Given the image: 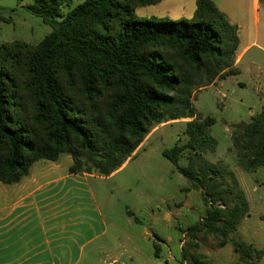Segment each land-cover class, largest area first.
Masks as SVG:
<instances>
[{
    "label": "trees",
    "instance_id": "obj_1",
    "mask_svg": "<svg viewBox=\"0 0 264 264\" xmlns=\"http://www.w3.org/2000/svg\"><path fill=\"white\" fill-rule=\"evenodd\" d=\"M18 1H28L25 8L53 31L36 45L16 40L0 46V183H18L35 163L57 162L63 154L73 159L70 173L108 177L154 128L189 119L188 141L163 155L190 183L187 191H201L209 209L183 232L195 247L201 234L215 236L222 248L231 242L249 216V201L233 171L203 159L217 148L210 132L215 119L198 118L193 100L197 91L239 74L238 26L214 0H196L192 22L137 18V8L164 0ZM0 21L10 22L1 12ZM232 141L239 167L249 174L264 169V105L236 128ZM186 152L189 164L180 167ZM232 245L246 264L263 258L245 241Z\"/></svg>",
    "mask_w": 264,
    "mask_h": 264
},
{
    "label": "rangeland",
    "instance_id": "obj_2",
    "mask_svg": "<svg viewBox=\"0 0 264 264\" xmlns=\"http://www.w3.org/2000/svg\"><path fill=\"white\" fill-rule=\"evenodd\" d=\"M231 23L239 28L241 51L250 49L240 63L239 74L217 80L207 89L197 91L193 105L201 120L215 119L210 132L217 141L214 152L203 159L210 164L227 168L235 173L249 201V216H245L225 247H220L213 235L201 234L196 240L183 232L204 219L209 205L200 190L191 189L190 183L177 166L163 152L176 144L188 141L184 119L161 124L154 128L138 152L125 166L106 179L93 178L95 195L109 226L112 252L102 256L109 264L113 257H123L129 264H246L234 251L232 241H245L264 252V169L249 174L238 165L232 135L241 124H247L261 112L264 105V0L256 22L252 0H214ZM28 1L0 0V12L10 22L0 21V46L12 41L39 44L53 28L29 12ZM81 3L76 1L73 7ZM71 9H66V12ZM196 0H164L155 5L137 8L142 20L192 22ZM254 43V44H253ZM238 71V70H237ZM190 152L182 155L179 166L187 167ZM71 156L61 157V170L71 163ZM230 182V177H227ZM157 238L161 240L160 244ZM155 243L162 251L155 255ZM188 257L183 259V252ZM133 258L134 260H132ZM258 264H264V255Z\"/></svg>",
    "mask_w": 264,
    "mask_h": 264
},
{
    "label": "crops",
    "instance_id": "obj_3",
    "mask_svg": "<svg viewBox=\"0 0 264 264\" xmlns=\"http://www.w3.org/2000/svg\"><path fill=\"white\" fill-rule=\"evenodd\" d=\"M252 5L259 22L261 2L252 0ZM251 46L241 51L240 42L235 65L239 72ZM61 157L57 162L35 163L30 174L18 183H0V264L105 263L102 256L112 252L113 236L109 238V226L92 179L112 177L131 158L110 176L102 177L70 173L73 159L62 171ZM157 241L160 244L161 240ZM109 264L129 263L115 256ZM151 264L157 263L153 260Z\"/></svg>",
    "mask_w": 264,
    "mask_h": 264
}]
</instances>
